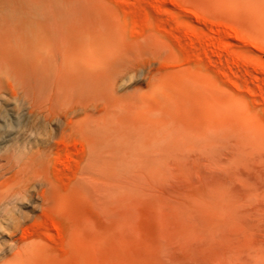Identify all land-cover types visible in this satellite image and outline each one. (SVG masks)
<instances>
[{"label":"rangeland","instance_id":"obj_1","mask_svg":"<svg viewBox=\"0 0 264 264\" xmlns=\"http://www.w3.org/2000/svg\"><path fill=\"white\" fill-rule=\"evenodd\" d=\"M0 264H264V0H0Z\"/></svg>","mask_w":264,"mask_h":264}]
</instances>
